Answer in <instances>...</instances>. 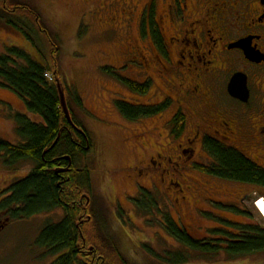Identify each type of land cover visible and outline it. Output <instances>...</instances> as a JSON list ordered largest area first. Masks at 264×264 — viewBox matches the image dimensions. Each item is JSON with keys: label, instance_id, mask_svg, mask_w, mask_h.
Here are the masks:
<instances>
[{"label": "rangeland", "instance_id": "obj_1", "mask_svg": "<svg viewBox=\"0 0 264 264\" xmlns=\"http://www.w3.org/2000/svg\"><path fill=\"white\" fill-rule=\"evenodd\" d=\"M66 3L67 0H39L41 25L46 33L37 27V37L33 34V41L23 38L13 27L12 30L1 27L0 54L7 52L8 47L17 46L38 59L46 56L54 71L57 70L56 77L60 79L63 87L67 91L70 90L69 97L73 99L70 101L72 112L86 131L92 146L89 147L90 153L81 155L80 159L91 173L93 200L99 210L98 215L102 219L104 216L107 218L106 225L104 224L106 230L117 241L119 249L125 258H128L129 263L169 264L161 259L165 256V250L172 251L171 249L182 247L166 228L161 227L163 224L158 220L159 215L169 211L195 239L208 238L211 228L219 226L215 216L235 221L244 220L241 214L225 207V204L236 205L237 202L236 206L239 204L240 207L250 210L255 221L264 225V215L256 205L259 197L255 193L245 197L255 185L221 178L211 179L217 178L215 176L203 178L199 172L190 168H185L177 174L178 180L174 181L178 186L169 184V171L166 172L164 182L155 180L156 188L151 187L152 179L139 177L143 170L141 167L151 165V155L156 152L173 156L177 162L179 159L175 150L178 144L193 136V130L199 123H203V117H186V126L179 135L173 133L171 126L174 118L171 116L175 108L162 112L160 116L143 117L138 121L126 119L119 111L117 102L127 103L129 100L152 103L153 99L167 95L165 80H160L159 76L154 75V88H151L149 94L130 90L122 79H117L119 76L127 78L125 70L116 69V75L112 69L106 67L124 63L119 49L114 46L116 44H101L102 40L108 41L110 37L100 35L101 26L97 21L95 24L87 21L84 24H76L79 16L77 5L68 8ZM46 35L55 37V43L49 42ZM56 48H59L54 54L57 63L52 58V52L54 53ZM36 49L39 52L41 50L42 54ZM47 75L51 80L55 78L50 73ZM73 95L83 98L82 107L75 102ZM15 111L27 114L20 97L11 90L0 87V136L13 143H20L21 139L15 131L17 113H12ZM212 128L217 127L213 125ZM203 129L207 130V127ZM138 135L145 138L138 141ZM195 149L193 160L210 159L211 156L201 146V141L196 143ZM249 152L251 156L258 153L252 149H249ZM162 163L163 168L171 166ZM180 164L183 166L181 162ZM32 166V163L26 161L12 168L5 167L1 162L0 188H9L15 178L26 176ZM147 171L148 169L144 174ZM141 179L147 188L164 194L162 197L150 191L156 207L159 206V211L154 210L150 216L137 205L143 201L144 195H148L146 189L137 193L136 182ZM179 183L185 191L182 194L185 198H180ZM176 195L180 196L179 202L175 199ZM54 210L46 214L20 217L12 222L0 234V264H50L55 257L46 254L45 248L38 243V238L45 220L55 222L63 217V209ZM146 217H149V222ZM187 264H264V252L241 257L234 255L232 258L231 255L221 252L210 259L196 258Z\"/></svg>", "mask_w": 264, "mask_h": 264}, {"label": "flooded vegetation", "instance_id": "obj_2", "mask_svg": "<svg viewBox=\"0 0 264 264\" xmlns=\"http://www.w3.org/2000/svg\"><path fill=\"white\" fill-rule=\"evenodd\" d=\"M38 2L0 0V28L12 30L13 27L28 41H33V34L37 37V27L46 33L41 25ZM66 5L68 8L77 5L76 24L99 23L100 35L110 37L101 44H116L124 63L107 67L125 70L126 79L146 87V93L154 88V75L167 83H164L167 95L153 99L152 103L127 100L131 107L151 111L144 117L160 116L171 108H175L171 117H203L193 136L179 143L175 150L183 166L173 156L156 152L151 155V165L139 166L143 169L139 177L152 179L153 188H156V179L166 180L167 171L171 172L169 184L173 186L178 184L174 181L178 180L177 174L185 168L194 169L203 178L214 177L199 168L201 164L213 163V158L193 160L198 141L207 151V138L239 150L264 171V0H67ZM107 31L110 33L106 34ZM238 73L241 81L236 86L240 85V91H235L238 95L235 96L229 86ZM128 87L139 93V88ZM213 125L217 128L213 129ZM142 138L145 136L138 135L137 140ZM75 141L77 146L89 150L80 140ZM249 149L258 153L251 156ZM59 159L70 162L68 155ZM162 162L171 166L163 168ZM72 165L71 170L85 168L74 162ZM136 184L137 193L143 189L158 193L147 188L143 179ZM248 185L255 188L245 196L255 193L264 197L263 184ZM7 188H0V234L24 211L22 204L10 202L12 192ZM184 192L180 184L181 197L176 195V201L185 198ZM146 218L149 222V217ZM158 218L164 225L163 216Z\"/></svg>", "mask_w": 264, "mask_h": 264}, {"label": "trees", "instance_id": "obj_3", "mask_svg": "<svg viewBox=\"0 0 264 264\" xmlns=\"http://www.w3.org/2000/svg\"><path fill=\"white\" fill-rule=\"evenodd\" d=\"M49 40L55 43V40ZM57 49L52 52L56 63L54 54ZM40 52L41 55L42 51ZM48 73L55 78L51 80ZM56 75L57 70L54 71L51 62L48 63L44 55L38 59L17 46L8 47L7 52L0 54V87L19 96L27 110V114L12 112L17 113L15 131L21 141L13 143L0 136V160L5 167L14 168L26 161L33 165L26 176L10 184L7 189L12 192L10 202L22 204L24 208L18 219L56 208L63 209L62 220H47L38 238V243L45 248L46 254L55 257L50 264H130L119 249L117 241L106 230L107 218L104 216L102 219L98 215L89 168L85 166L83 171L71 170L73 162L76 166H83L81 154L85 156L91 151L77 146L75 140H80L84 146L91 145L87 142L89 138L86 131L72 110V120L82 131L75 129L63 112ZM117 78L122 79L127 86L137 85L120 76ZM135 88H139L141 93L147 92L146 87L137 85ZM64 90L71 109L70 101L73 99L69 97L70 90ZM73 96L75 102L82 107L80 96ZM117 104L122 115L131 121H138L151 112L141 107L133 108L122 101ZM185 120L186 117L181 115L172 119L173 133L179 135L183 132ZM207 140V151L213 158V163L199 166L206 174L227 181L264 185L263 169L257 167L242 152L215 139ZM67 155L70 156V162L69 159L58 160V157ZM63 168L68 170L58 171ZM146 192L148 196H144L143 201L138 204L151 215L154 210L159 211V206L156 207L151 193ZM232 204L234 203L225 204V207L241 214L244 220L235 221L215 216L219 226L211 228L209 237L204 240L193 238L182 223L172 217L170 211L163 213L164 225L160 226L166 228L182 247L171 249L172 251L165 250V256L161 259L169 264H187L196 258L210 259L221 252L231 255V258L234 255L241 257L264 252V225L255 221L250 210L239 204L236 206L237 202L236 205Z\"/></svg>", "mask_w": 264, "mask_h": 264}, {"label": "water", "instance_id": "obj_4", "mask_svg": "<svg viewBox=\"0 0 264 264\" xmlns=\"http://www.w3.org/2000/svg\"><path fill=\"white\" fill-rule=\"evenodd\" d=\"M241 81V75L240 73L236 74L234 76V78L232 79L231 81V84L229 86V90L235 95V96H238L235 91L239 90L240 88V85L239 86H236L238 85V82ZM58 88H59V93H60V102H61V107L63 109V112L65 113L69 123L75 128L78 130L77 126L74 124L72 118H71V115H70V112H69V108H68V105H67V101H66V96H65V93L64 91L62 90L61 88V85L58 84ZM240 91V90H239ZM238 92V91H237ZM65 170H68V168H63V169H59L58 171H65Z\"/></svg>", "mask_w": 264, "mask_h": 264}, {"label": "bare ground", "instance_id": "obj_5", "mask_svg": "<svg viewBox=\"0 0 264 264\" xmlns=\"http://www.w3.org/2000/svg\"><path fill=\"white\" fill-rule=\"evenodd\" d=\"M257 207L259 208V210L263 213L264 215V199L260 198L257 200L256 202Z\"/></svg>", "mask_w": 264, "mask_h": 264}]
</instances>
